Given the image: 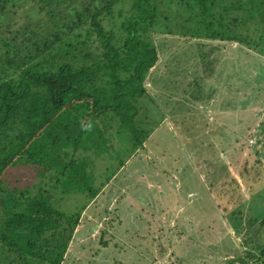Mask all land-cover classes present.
Segmentation results:
<instances>
[{"label":"trees","instance_id":"trees-1","mask_svg":"<svg viewBox=\"0 0 264 264\" xmlns=\"http://www.w3.org/2000/svg\"><path fill=\"white\" fill-rule=\"evenodd\" d=\"M39 1L44 8L36 5ZM33 8L42 15L13 31L8 26L0 49V246L14 252L21 264H29V258L39 260L35 264H60L85 204L72 213L54 204L71 193L82 194L86 202L97 196L94 159L105 154L117 160L105 176L109 180L124 163L121 155L145 149L152 127L144 128L142 99L158 59L151 36L195 39L198 47L219 40L262 52L264 0H38ZM213 63L208 60L209 66ZM175 66L167 63L168 77L158 80L179 88L176 108L192 109L186 100L197 101L191 87L198 81L177 80ZM198 124L191 125L190 133L184 128L185 134L201 132ZM111 139L119 149L109 145ZM15 166L29 167L52 182L34 194L10 190L5 173ZM214 166L210 175L219 180L222 169ZM221 179L215 183L223 186ZM103 214L104 209L97 218ZM240 224L237 218L232 222L239 234L236 254L243 262L235 264H264V218L252 215L241 233Z\"/></svg>","mask_w":264,"mask_h":264},{"label":"rangeland","instance_id":"rangeland-1","mask_svg":"<svg viewBox=\"0 0 264 264\" xmlns=\"http://www.w3.org/2000/svg\"><path fill=\"white\" fill-rule=\"evenodd\" d=\"M10 1L0 0V49L8 26L13 31L43 13L32 9L38 0L23 4L13 0L16 5ZM36 5L44 8L40 1ZM117 8L126 10L128 5ZM103 23L111 26L109 21ZM151 37L158 59L150 69L142 99V114L148 121L144 128L152 127L145 149L121 155L124 163L109 180L105 176L117 160L105 154L94 159V185L99 189L94 201L71 193L54 204L65 213L85 204L73 230L74 240L60 264H178L175 259L182 257L186 261L179 264L243 263L236 254L239 234L232 222L241 221V233L252 215L264 218V50L232 55L234 45L219 40H205L198 47L199 41L177 35ZM229 55L233 64L240 59L245 68L238 64L232 73L229 61L228 71L223 70V59ZM211 59L213 66L208 65ZM167 63L179 69L177 80L186 84L197 79L198 85L191 87L197 101L186 100L192 109L176 108L179 88L175 90L169 80H158L160 75L168 77ZM196 123L204 126L201 132L185 134L184 128L193 131ZM109 143L119 149L116 140ZM214 164L222 169L219 180L231 176L235 182L225 177L223 186L215 183L219 180L210 175L213 168L216 171ZM51 182L29 167L15 166L5 173L4 183L10 190L27 189L34 194ZM103 209L105 216L98 219ZM12 258L13 264H21L14 252L0 248V264ZM29 259V264L39 262Z\"/></svg>","mask_w":264,"mask_h":264},{"label":"crops","instance_id":"crops-1","mask_svg":"<svg viewBox=\"0 0 264 264\" xmlns=\"http://www.w3.org/2000/svg\"><path fill=\"white\" fill-rule=\"evenodd\" d=\"M226 43H228V42H226ZM230 44L234 45V48H233V51H232V55H236L234 52H237L239 55H241L243 50H245V51H248V50H249V49H247V48L241 47V46L238 45L237 43H230ZM223 61H224V63H225V69H223V70H225L226 72L228 71V66H229L228 62H229V61L231 62V71H232V70H235V69L237 68V65H238V64H242V65L244 66V68H245V64H244V63H241V60H240V59H238V61H237L236 64H233L230 55H229L225 60L223 59ZM232 64H233V65H232ZM225 78H226V77H225ZM258 115H259V114H258ZM256 120H257V119H256ZM256 120H255V121H256ZM255 121H252V122L255 123ZM246 124H248V123H246Z\"/></svg>","mask_w":264,"mask_h":264}]
</instances>
